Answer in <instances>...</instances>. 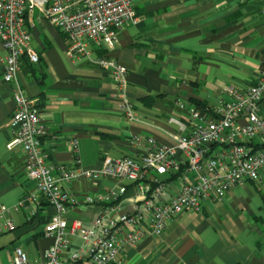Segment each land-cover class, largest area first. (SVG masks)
<instances>
[{
	"label": "crops",
	"instance_id": "obj_1",
	"mask_svg": "<svg viewBox=\"0 0 264 264\" xmlns=\"http://www.w3.org/2000/svg\"><path fill=\"white\" fill-rule=\"evenodd\" d=\"M134 9L136 22L118 31L112 49L87 40L88 58H71L65 34L45 21L31 30L29 45L39 59L31 63L25 56L20 77L40 114L41 147L55 177L61 167L100 170L105 156L141 157L145 146L132 143L134 137L152 136L171 145L178 132L171 118L186 122L190 108L208 112L226 86L243 90L264 72V2L134 0ZM101 55L126 67L136 118L123 116L116 86L97 63ZM3 56L0 42V204L14 223L0 234V264H12L16 247L37 262L53 242L44 226L54 210L43 203L29 216L32 206H19L34 184L27 177L22 150L7 148L13 137L8 122L14 101L11 84L2 80ZM73 138L78 140L76 155L69 145ZM165 181L167 193L179 189L176 177ZM68 186L81 197L105 195L117 183L99 175ZM134 195L129 188L123 212L132 211ZM112 205L80 204L70 216L89 225ZM69 240L81 245L77 237ZM118 258L121 264H264V181L245 182L220 201H206L200 211L171 218L160 234L126 245Z\"/></svg>",
	"mask_w": 264,
	"mask_h": 264
},
{
	"label": "built area",
	"instance_id": "obj_2",
	"mask_svg": "<svg viewBox=\"0 0 264 264\" xmlns=\"http://www.w3.org/2000/svg\"><path fill=\"white\" fill-rule=\"evenodd\" d=\"M136 20L134 0H0L2 80L11 84L14 101L8 122L13 137L7 148L22 150L27 177L34 184L19 206L31 205L29 216L43 203L54 210L44 226L53 242L41 260L31 261L16 247L12 264H121L118 255L126 245L134 246L148 234H160L171 218L187 210L200 211L206 201H220L245 182L264 181V72L243 90L226 86L223 97L208 112L190 108L186 122L171 118L178 124L171 145L152 136L134 137L132 143L145 146L141 157L105 156L100 170L61 167L58 177L52 175L41 147L44 128L40 114L20 77L25 56L31 63L39 59L29 45L31 30L45 21L65 34L71 58H88L87 40L112 49L118 31ZM97 63L116 86L123 116L136 118L128 98L126 67L107 55L98 57ZM69 145L76 155L78 140L71 139ZM99 175L114 178L117 188L105 195L78 197L68 186L81 177ZM173 177L180 181L179 189L167 193L165 180ZM129 188L135 200L132 211L123 212ZM100 202L113 205L89 225L70 216L80 204ZM7 214L8 208L0 204V234L14 227ZM72 236L81 240L80 246L70 242Z\"/></svg>",
	"mask_w": 264,
	"mask_h": 264
}]
</instances>
